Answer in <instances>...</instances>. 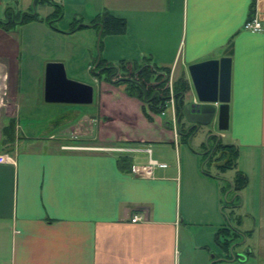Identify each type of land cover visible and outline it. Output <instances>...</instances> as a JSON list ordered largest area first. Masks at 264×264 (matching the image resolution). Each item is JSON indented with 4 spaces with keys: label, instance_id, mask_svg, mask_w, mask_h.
<instances>
[{
    "label": "crops",
    "instance_id": "crops-1",
    "mask_svg": "<svg viewBox=\"0 0 264 264\" xmlns=\"http://www.w3.org/2000/svg\"><path fill=\"white\" fill-rule=\"evenodd\" d=\"M3 1L16 26L53 30L52 22H63L56 31L63 35L82 29V59H90L82 67L89 72L98 57L110 64L149 58L168 70V90L179 79L186 83L183 103L194 99L187 67L227 58V130L214 135L235 148L236 158L223 177L201 174L203 154L191 145L193 134L180 141L176 127L184 121H177L173 99L162 116L154 115L121 86L90 73L93 148L55 149L61 121L51 125L56 132L14 138L0 152L8 157L0 164V264H211L210 252L220 257L217 264H264V30H242L250 14L264 20V0H48L61 10L50 23L43 21L53 13L48 3ZM104 12L122 19L124 32L99 37L98 49V30L89 23ZM24 13L36 19L22 23ZM72 22L83 27L71 31ZM160 149L173 156L162 157ZM118 154L128 155L129 170L148 159L166 168L135 177L119 170ZM235 171L246 178L232 225L242 238L231 250L235 257L221 261L225 253L215 243L225 224L221 184ZM133 216L144 220L131 223Z\"/></svg>",
    "mask_w": 264,
    "mask_h": 264
},
{
    "label": "rangeland",
    "instance_id": "rangeland-1",
    "mask_svg": "<svg viewBox=\"0 0 264 264\" xmlns=\"http://www.w3.org/2000/svg\"><path fill=\"white\" fill-rule=\"evenodd\" d=\"M4 8L5 2L3 1L0 5V20L4 18ZM63 20L66 21L67 19L63 18ZM52 23L54 25L53 30H47L32 23L21 27L15 26L8 32L0 30V130L7 120L11 119L14 124V138H17V140L20 138L22 141L21 138L36 135L43 138L48 131L56 132L51 125L58 126L57 124L62 121L63 127L61 129L63 133H59V140L53 141L52 144L55 149L58 150L60 146L67 149L93 148L95 145L91 141L90 120H88V115L90 116L91 112L90 105L52 104L50 110H48V107H42L47 105L43 103L41 94L42 71L46 63L63 61L66 78L80 83H89L87 78L96 74L94 69H91L94 72L91 75L89 70H84L82 67L85 61L82 59V52L87 50H84L86 37L83 36L82 29L69 35H63L56 32L65 28L63 22ZM91 50H94L93 47ZM17 51L20 53L19 57H17ZM88 60L90 59L87 58ZM36 107L38 108L35 109ZM33 114L34 117L29 116ZM49 120L52 121L51 124L48 123ZM182 126L183 129L186 128V124H182ZM207 136L206 129L195 132L192 135L191 145L195 146L193 147L199 154H206L209 151L208 156H211L213 143L219 142V138L215 137L214 142L209 139L207 146L204 142ZM201 143L204 148L208 147L207 150L204 151L202 145H200ZM178 145L182 150L189 147L187 144H181L180 142ZM7 148L9 146L3 147L0 144V152L7 150ZM160 153L164 158L172 155V152L169 153L168 150L163 149H160ZM217 154L212 155L211 159H215ZM198 156L201 164H199L201 174H216L221 175V177L228 174L227 172L224 175L219 174L214 166L217 163L211 161L204 164L203 160L206 161L207 157ZM221 187L224 188L223 182ZM209 256H213L211 264L219 263L216 260L220 257L215 255L214 252H210Z\"/></svg>",
    "mask_w": 264,
    "mask_h": 264
},
{
    "label": "trees",
    "instance_id": "trees-1",
    "mask_svg": "<svg viewBox=\"0 0 264 264\" xmlns=\"http://www.w3.org/2000/svg\"><path fill=\"white\" fill-rule=\"evenodd\" d=\"M42 2L50 4L48 0H41ZM53 6V13L50 17L43 20L46 23L52 22V20L58 19L60 17V8ZM11 11L5 10L4 19L0 21V30L8 32L16 26V24L11 21ZM35 20V15H28L24 13L22 15V23L28 20ZM78 22H72L71 31H74ZM94 29H101L100 38L103 36H116L121 35L124 32V21L119 18H114L107 13H101L99 16L95 17L90 23ZM80 26L79 28H82ZM100 48V40L98 42V49ZM96 63L94 71H96L95 77L98 80L110 83L114 86H121L123 92L131 98H135L142 102L147 110L154 114L160 115L165 110V103L168 101L169 92L167 89V78L168 70L165 68H158L153 63H151L149 58L142 57L139 61H119L116 64L107 63L101 57L93 60ZM187 91V85L182 80L179 79L172 84L171 94L174 100L175 113L178 117L179 111L183 106V95ZM144 111V109H142ZM179 122V119L177 118ZM13 121L7 120L6 124L0 130V144L4 146H9L8 151L13 143L14 131H13ZM167 127V123H164ZM176 130L180 137V141L185 143L187 139L193 134L192 130L187 128L183 129V126L177 125ZM206 141L209 139L214 142L215 138L212 136H207ZM206 143V142H205ZM202 147L205 151L203 144ZM2 151V150H1ZM212 155L218 153L215 159H211L208 156L209 151L203 157H207L206 161L203 160L204 164L208 162H215V168L219 174H223L227 171L235 169V158L236 150L232 146L221 145L219 142H214L211 150ZM117 165L120 171L128 172L130 166V160L128 155L118 154L117 155ZM202 161V160H201ZM202 163V162H201ZM208 175V174H205ZM223 182V180H222ZM224 188L221 187V213L225 220L224 226L217 230L215 234V243L225 253L221 261H226L235 257V254H231V250L235 248L239 243L236 242L237 238H242L237 232V230L232 227L238 224L239 220L234 214V210L239 204L238 193L244 188L246 184L245 176L239 171H235L230 182H223ZM246 236V235H245ZM243 235V237H245ZM233 239V240H232ZM227 259H226V258Z\"/></svg>",
    "mask_w": 264,
    "mask_h": 264
},
{
    "label": "water",
    "instance_id": "water-1",
    "mask_svg": "<svg viewBox=\"0 0 264 264\" xmlns=\"http://www.w3.org/2000/svg\"><path fill=\"white\" fill-rule=\"evenodd\" d=\"M100 33L99 28L96 47ZM187 74L194 99L183 103L177 118L183 119L187 131L194 129L193 134L206 129L208 137H216L213 132L222 133L227 130L229 60L220 58L193 64L187 67ZM42 86V100L45 104L86 106L92 102V87L67 79L63 65L58 62L44 65Z\"/></svg>",
    "mask_w": 264,
    "mask_h": 264
},
{
    "label": "built area",
    "instance_id": "built-area-1",
    "mask_svg": "<svg viewBox=\"0 0 264 264\" xmlns=\"http://www.w3.org/2000/svg\"><path fill=\"white\" fill-rule=\"evenodd\" d=\"M264 16V15H263ZM242 30L246 32H252V33H261L264 30V20H260L257 18L255 13L250 14L247 19L244 21L242 25ZM169 92V100L165 103V108L168 105H171L172 103V94L170 89ZM161 116L163 113L160 114ZM115 152H126L123 149H112ZM8 163V157L5 154H0V164ZM166 166L161 163H157L155 161H152L148 159L145 165L137 166V167H131L129 170L130 175L139 177V178H150L152 175L153 170L155 169H165ZM144 218H139L137 216H133L130 220L131 223H136L139 221H143Z\"/></svg>",
    "mask_w": 264,
    "mask_h": 264
},
{
    "label": "flooded vegetation",
    "instance_id": "flooded-vegetation-1",
    "mask_svg": "<svg viewBox=\"0 0 264 264\" xmlns=\"http://www.w3.org/2000/svg\"><path fill=\"white\" fill-rule=\"evenodd\" d=\"M96 66V65H95ZM95 66L93 67V69H95ZM94 72H92L91 74H93ZM96 73V72H95ZM187 128V127H186ZM192 130V132H194V129H191ZM206 144V143H205ZM206 148V150H207V148L208 147H205Z\"/></svg>",
    "mask_w": 264,
    "mask_h": 264
}]
</instances>
